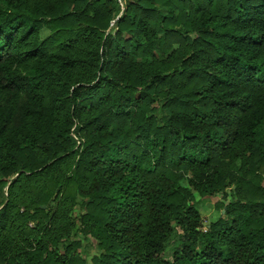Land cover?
<instances>
[{
	"label": "trees",
	"instance_id": "obj_1",
	"mask_svg": "<svg viewBox=\"0 0 264 264\" xmlns=\"http://www.w3.org/2000/svg\"><path fill=\"white\" fill-rule=\"evenodd\" d=\"M84 246L264 264V0H0V264Z\"/></svg>",
	"mask_w": 264,
	"mask_h": 264
},
{
	"label": "rangeland",
	"instance_id": "obj_2",
	"mask_svg": "<svg viewBox=\"0 0 264 264\" xmlns=\"http://www.w3.org/2000/svg\"><path fill=\"white\" fill-rule=\"evenodd\" d=\"M121 1L124 3V0H121ZM46 34H47V31L44 30L42 35L45 36ZM179 184L182 187L189 188V186L187 184V180L185 178L181 179ZM193 194L195 196L196 205H197L198 209L200 210L201 215L203 217L204 227H207V225L209 223L214 222L219 217L220 209L216 208L215 203L219 200H222V198L221 197L200 198L199 195H197L195 193H193ZM229 195L230 196H228L226 198V203H228L231 200V193ZM83 212H84V210L80 211L79 213H83ZM76 215L78 216V212H76ZM77 238H82L80 233L78 234ZM79 252H80L81 258L84 259L87 264H92L94 257H96L100 254V252L97 249H95L93 247H88V246H84V247L80 248ZM167 256H168V254H167Z\"/></svg>",
	"mask_w": 264,
	"mask_h": 264
},
{
	"label": "built area",
	"instance_id": "obj_3",
	"mask_svg": "<svg viewBox=\"0 0 264 264\" xmlns=\"http://www.w3.org/2000/svg\"><path fill=\"white\" fill-rule=\"evenodd\" d=\"M204 230H206V227H204Z\"/></svg>",
	"mask_w": 264,
	"mask_h": 264
}]
</instances>
